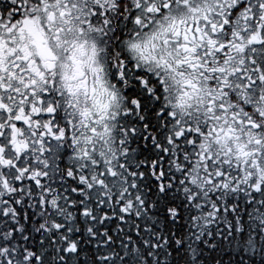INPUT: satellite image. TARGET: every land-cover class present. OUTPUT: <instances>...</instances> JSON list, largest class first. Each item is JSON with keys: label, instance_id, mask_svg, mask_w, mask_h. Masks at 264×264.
<instances>
[{"label": "snow or ice", "instance_id": "snow-or-ice-1", "mask_svg": "<svg viewBox=\"0 0 264 264\" xmlns=\"http://www.w3.org/2000/svg\"><path fill=\"white\" fill-rule=\"evenodd\" d=\"M0 264H264V0H0Z\"/></svg>", "mask_w": 264, "mask_h": 264}]
</instances>
